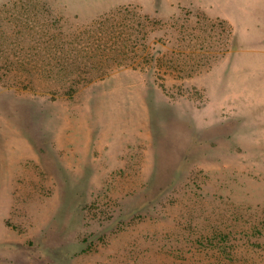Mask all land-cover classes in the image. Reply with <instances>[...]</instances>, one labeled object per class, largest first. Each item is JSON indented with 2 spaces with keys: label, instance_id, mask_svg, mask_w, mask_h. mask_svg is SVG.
Returning a JSON list of instances; mask_svg holds the SVG:
<instances>
[{
  "label": "rangeland",
  "instance_id": "374dc122",
  "mask_svg": "<svg viewBox=\"0 0 264 264\" xmlns=\"http://www.w3.org/2000/svg\"><path fill=\"white\" fill-rule=\"evenodd\" d=\"M246 263L264 0H0V264Z\"/></svg>",
  "mask_w": 264,
  "mask_h": 264
},
{
  "label": "trees",
  "instance_id": "16d2710c",
  "mask_svg": "<svg viewBox=\"0 0 264 264\" xmlns=\"http://www.w3.org/2000/svg\"><path fill=\"white\" fill-rule=\"evenodd\" d=\"M202 234L206 236L205 238H211L213 242H216L219 247V252L224 256L228 255L232 257L234 256L232 249L238 248V246L235 244L236 240L239 239V234L234 231H226L216 229L215 227L212 229L211 233L206 235V233ZM247 264V263H246Z\"/></svg>",
  "mask_w": 264,
  "mask_h": 264
}]
</instances>
